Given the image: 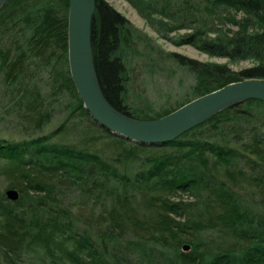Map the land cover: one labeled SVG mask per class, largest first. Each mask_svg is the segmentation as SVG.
<instances>
[{
  "label": "trees",
  "instance_id": "trees-1",
  "mask_svg": "<svg viewBox=\"0 0 264 264\" xmlns=\"http://www.w3.org/2000/svg\"><path fill=\"white\" fill-rule=\"evenodd\" d=\"M125 1L175 46L254 65L236 72L154 46L193 83L175 105L139 107L131 64L143 33L97 0L94 66L122 114L155 120L232 83L264 81V0ZM69 10V0H8L0 9L8 103L0 128L5 115L14 117L22 135L0 129V264H264V103H238L164 145L115 136L90 116L71 77ZM59 109L60 125L44 133ZM75 128L78 140L70 141ZM10 189L18 200L7 197Z\"/></svg>",
  "mask_w": 264,
  "mask_h": 264
},
{
  "label": "water",
  "instance_id": "water-1",
  "mask_svg": "<svg viewBox=\"0 0 264 264\" xmlns=\"http://www.w3.org/2000/svg\"><path fill=\"white\" fill-rule=\"evenodd\" d=\"M8 0H0V9ZM69 68L77 92L90 116L115 136L146 146L172 142L219 112L247 100L264 103V81L248 80L199 97L155 120H137L115 109L105 98L94 66L91 28L97 0H69ZM7 197L19 199L17 190ZM190 250L187 245L184 251Z\"/></svg>",
  "mask_w": 264,
  "mask_h": 264
},
{
  "label": "rangeland",
  "instance_id": "rangeland-1",
  "mask_svg": "<svg viewBox=\"0 0 264 264\" xmlns=\"http://www.w3.org/2000/svg\"><path fill=\"white\" fill-rule=\"evenodd\" d=\"M115 9L127 17L143 34L142 40L136 38L133 46L134 57L131 64V75L133 83L131 85V94L133 95L134 103L142 108L152 107L156 111H161L164 108L175 105L177 102L186 100V93L188 92L193 77L186 72V69L178 68L167 59L160 58L159 54L155 52L158 48L166 52H176L185 56L197 59L202 62H217L227 63L229 67L236 72L252 67V61H240L231 63L228 59L211 58L208 55L199 52L191 46H175L170 42L161 39L158 34L151 28L150 25L137 13V11L125 0H106ZM156 47L155 51L153 47ZM153 48V50H152ZM41 80L42 94L48 98L49 93L52 92L51 81L43 77ZM3 90L0 87V112L7 111V100L2 96ZM67 98V95L64 96ZM62 97L59 101L64 100ZM49 99V98H48ZM55 113L53 120L46 125L43 130L44 133L54 131L60 125L63 111L59 109ZM5 114V113H4ZM94 130H101L100 126L92 125ZM17 121L14 117L5 115L1 131L9 134V137H21L20 130L17 129ZM82 128V127H79ZM74 133L68 137L70 141H77L79 136L78 128H75ZM38 133L35 134L38 135ZM106 140L102 139L100 144L104 146ZM106 158L112 157L111 153H106ZM6 186L5 180L0 176V187L2 189ZM187 199V196H186Z\"/></svg>",
  "mask_w": 264,
  "mask_h": 264
},
{
  "label": "bare ground",
  "instance_id": "bare-ground-1",
  "mask_svg": "<svg viewBox=\"0 0 264 264\" xmlns=\"http://www.w3.org/2000/svg\"><path fill=\"white\" fill-rule=\"evenodd\" d=\"M248 81V80H247Z\"/></svg>",
  "mask_w": 264,
  "mask_h": 264
}]
</instances>
